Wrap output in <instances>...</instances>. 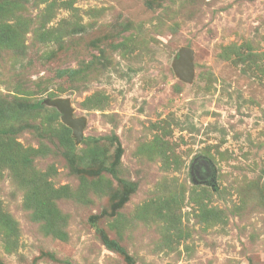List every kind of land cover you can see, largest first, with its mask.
<instances>
[{
  "label": "rangeland",
  "instance_id": "obj_1",
  "mask_svg": "<svg viewBox=\"0 0 264 264\" xmlns=\"http://www.w3.org/2000/svg\"><path fill=\"white\" fill-rule=\"evenodd\" d=\"M11 33L0 264H264V0H0ZM56 98L79 145L57 107H22Z\"/></svg>",
  "mask_w": 264,
  "mask_h": 264
},
{
  "label": "water",
  "instance_id": "obj_2",
  "mask_svg": "<svg viewBox=\"0 0 264 264\" xmlns=\"http://www.w3.org/2000/svg\"><path fill=\"white\" fill-rule=\"evenodd\" d=\"M174 70L181 80L187 83L194 81V51L192 48L182 47L179 56L175 60ZM47 104L58 108L62 115V122L72 129L76 144L79 145L82 143L86 121L84 118L74 117V111L71 107L70 101L61 98L48 99L46 101V105ZM197 162L198 165L196 166L198 167H195ZM196 163H194V179L199 182L212 181L214 171L208 159L200 157L197 159Z\"/></svg>",
  "mask_w": 264,
  "mask_h": 264
},
{
  "label": "trees",
  "instance_id": "obj_3",
  "mask_svg": "<svg viewBox=\"0 0 264 264\" xmlns=\"http://www.w3.org/2000/svg\"><path fill=\"white\" fill-rule=\"evenodd\" d=\"M67 4H69V1L67 2ZM17 37L18 35L16 33H11V34H5L4 36H2L0 38V43H2L5 47H13L15 45V42L17 40ZM70 72H74V70H70ZM15 107V106H14ZM22 107L24 108V110H35V109H43L44 107H46V104L42 101V100H39L37 103L35 104H22ZM20 109H22L20 106H19ZM6 111H10L9 109H6ZM66 131H70V129H68L67 127L64 128ZM4 131V129H2V132ZM66 143L67 144H70V149L73 148V144H72V140L70 139V137H66ZM57 195V193L55 194ZM44 214V213H43ZM53 214L51 212V210L49 211V208L45 210V214L44 215H41L43 218L45 217H48Z\"/></svg>",
  "mask_w": 264,
  "mask_h": 264
}]
</instances>
